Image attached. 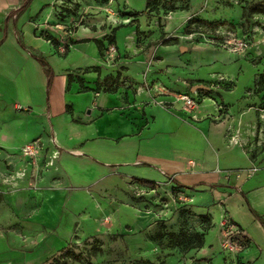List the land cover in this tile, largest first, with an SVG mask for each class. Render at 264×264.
Instances as JSON below:
<instances>
[{"label":"crops","instance_id":"obj_1","mask_svg":"<svg viewBox=\"0 0 264 264\" xmlns=\"http://www.w3.org/2000/svg\"><path fill=\"white\" fill-rule=\"evenodd\" d=\"M23 1L0 0V17L18 26L10 13ZM43 1L53 0H30L37 4L20 23L27 27L22 36L33 44L28 47L34 53L26 55L27 49L16 46L44 84V100L30 98L37 119H29L34 130L25 135L41 138L43 145L30 159L14 153L18 143L12 138L0 141L5 147L0 148V186L9 167L14 176L9 183L12 191L5 194L7 215H0V228L13 222L23 228H52L56 239L66 230L78 238L100 232L140 233L159 218L153 211H143L142 202L123 187L141 179L154 182L158 190L171 187L190 196L213 215L217 228L224 214L231 217L249 240L241 261L264 264V223L259 218L264 219V151L251 156L241 143L236 122L245 96L232 97L234 86L228 90L200 83L214 84L222 76L221 84L235 85V55L224 52L216 62L212 49L199 43H185L182 51L183 45L164 44L163 38L148 43L163 36L160 28L143 36L137 30L141 21H123L128 18L127 1L123 8L116 0L112 3L116 23L102 4L79 0L88 29H78L68 50L62 51L48 37L58 40L66 23L57 18V0L42 10ZM15 35H20L18 29ZM8 38L6 29L4 39ZM111 44L116 54L107 63L105 53ZM35 55L44 56L53 68L49 91ZM23 70L19 81L27 88ZM118 75L123 84L117 90L97 89V81ZM79 79L92 90L82 91ZM197 85L206 88L193 90ZM179 93L198 96V107L185 109ZM33 235L37 245L47 238L39 231Z\"/></svg>","mask_w":264,"mask_h":264},{"label":"rangeland","instance_id":"obj_2","mask_svg":"<svg viewBox=\"0 0 264 264\" xmlns=\"http://www.w3.org/2000/svg\"><path fill=\"white\" fill-rule=\"evenodd\" d=\"M54 1H43L42 10L50 8ZM116 1L123 8L127 1L130 7L127 6L126 11L154 10L160 13L158 27L163 35H169L165 41L183 46L192 42L210 47L212 56H218L216 62L221 60L224 52L232 54L230 57L235 55L234 61L238 67L236 75L232 77L235 85L221 84V80H216L214 84L209 80H200V83L228 90L234 86L230 91L232 97L245 96L246 104L237 111L236 122L241 143L251 156L263 152L264 0ZM36 4L30 2L20 13L18 26L12 19L5 22L0 17V40H5L0 47V141H16L18 145L14 153L30 159L24 154L25 144L36 141L41 149L43 143L39 137L25 138L27 133L32 134L34 130L29 119H37L34 113L36 107L29 102L30 98L42 102L45 88L33 65L25 63L24 53L16 47L23 49L15 31L18 29L25 46L33 45L22 36V30L27 27L23 29L20 23ZM140 21L143 25L141 28L147 29L145 18L142 17ZM6 29L8 39H4ZM161 39L154 37L148 43H157ZM161 42L164 43V39ZM26 49V55L34 53L29 47ZM20 70L26 76L27 88L20 85ZM260 88L263 90L260 91ZM216 98L220 100V97ZM5 136L12 138V141L5 139ZM0 148L5 147L0 144ZM10 168L9 172H3L4 182L0 186V215L3 216L7 215V208L3 204L5 194L13 189L12 184H9L14 177ZM137 183L130 180L123 187L133 199L142 202L143 211H153L158 215L159 218L148 229L130 236L119 232H100L82 238H78L77 233L71 236V231L66 230L68 233L56 239L52 228H23L22 223L13 222L10 226L0 228V264H56L54 258L62 257L60 252L64 248L73 252L74 256L61 264H235V258L239 262L243 249L236 246L234 253L231 251L227 254L221 230L217 228L213 215L203 209L202 205L180 190L164 186L161 190L155 187L150 191V186L144 188L141 183ZM38 231L47 237L40 245L32 243L33 233L36 235ZM199 233L204 235L203 247L187 250L190 241H197ZM173 243L180 244L172 246Z\"/></svg>","mask_w":264,"mask_h":264},{"label":"trees","instance_id":"obj_3","mask_svg":"<svg viewBox=\"0 0 264 264\" xmlns=\"http://www.w3.org/2000/svg\"><path fill=\"white\" fill-rule=\"evenodd\" d=\"M107 1L108 0H103V1L98 2V3L104 4ZM29 3H30V0H24L23 3L17 9H14L10 13L11 16H14L15 21L19 17L20 13L26 9V7L28 6ZM80 6H81V4H80L79 0H62V3L56 2L55 3V9H56V15H57L58 20L60 22H64V23H70V21L72 23L80 21L82 24H84L83 15H81L79 13ZM127 16H128V18H131L130 22H133V21L134 22L135 21L139 22L140 18L142 16H145L148 21L157 20L159 22L161 20L160 19L161 18V14L158 13L157 11H154V10H146V11H140V12L139 11H129V12H127ZM137 30H138V32L140 31L139 33H142L143 36L151 32V30L141 31V30H139V28H137ZM140 37H142V36H140ZM161 38L164 39V44H169L170 43L169 41H165V40H168V38H164V35ZM17 39H18V42L22 45V47L24 49H26L27 46H25L23 44L22 38H21L20 35L17 36ZM48 39L53 44H55L56 46L58 45V40L57 39H54L53 37H48ZM2 40H0V44H1ZM97 42L101 46V43L99 41H97ZM68 47L69 46H67L66 50H68ZM34 57L40 62V64L42 65V67L44 69V72H45V74L47 76V91H49L50 85H51L52 80H53V75H54L53 68L51 67V65L49 64V62L47 61V59L44 56L35 55ZM70 83H71V79H70L69 84H68V89L70 87ZM79 83H80L82 91L92 90L91 88L86 87L83 84V80L82 79H79ZM122 84L123 83L120 81V76L119 75L117 77H115V78L106 77L104 82L97 81V89H103L104 91H115ZM259 90L262 91L263 89L260 88ZM206 94H210V92L206 91ZM137 182H139L141 184H144V185H147V186H150L151 188L155 187V183L151 182V181L137 179ZM259 218L264 223V219L261 218L260 216H259ZM246 239H247V245H248L249 240H248L247 237H246ZM179 244L180 243H173L172 246H178ZM203 245H204V235L199 233V234H197V241L196 242L190 241V243H189V245L187 247V250H190V249H193V248H201V247H203ZM228 253H229V251H227V254ZM60 255L62 257H55L54 258V262L56 264H61L65 259L67 260L68 258H72L74 256L73 252H70V250L67 249V248H64L60 252ZM240 258H241V254H240ZM234 261H235V264H239V262L240 263L242 262L241 259L238 262L237 258H235ZM242 264H245V263L242 262Z\"/></svg>","mask_w":264,"mask_h":264},{"label":"built area","instance_id":"obj_4","mask_svg":"<svg viewBox=\"0 0 264 264\" xmlns=\"http://www.w3.org/2000/svg\"><path fill=\"white\" fill-rule=\"evenodd\" d=\"M113 1L114 0H108L106 3L100 5V8L108 14V17L111 19V21L116 23L118 22V17H117L118 13L112 7ZM56 2L62 3V0H57ZM142 17L145 18L148 28L147 29L140 28L141 30L148 31V30H152L151 28L159 26L157 20L148 21L145 16ZM123 21L130 22L131 18H127ZM80 28L88 29V26L82 24L80 21L73 23L72 22L66 23V25L64 26V34L61 35V37L58 39V45H57L58 49L65 51L67 49V46L71 44L73 35ZM115 54H116V46L114 44L109 45L105 53V61L107 63H111ZM219 78L220 80L223 79L222 76H220ZM177 99L183 101L185 109H189V110L196 109L200 103L199 97L191 95L190 93H179L177 95ZM154 101L157 104H160L166 108H170V105L163 100L154 99ZM193 116L196 117L195 115ZM39 150H40V145L36 141H30L26 143L23 148L24 154H26L31 158L35 157L38 154ZM256 169L257 167H253V170ZM218 227L224 236L223 247L225 250L229 252L233 251L234 253L235 251L234 247L239 246L240 249H243L245 246H247V239L244 232L242 231L241 227L231 219V217L224 214L218 222Z\"/></svg>","mask_w":264,"mask_h":264},{"label":"water","instance_id":"obj_5","mask_svg":"<svg viewBox=\"0 0 264 264\" xmlns=\"http://www.w3.org/2000/svg\"><path fill=\"white\" fill-rule=\"evenodd\" d=\"M181 49H182V50H185L186 47H185V46H181ZM202 88H206V86H204V85H197V86H195V87L193 88V90H198V89H202Z\"/></svg>","mask_w":264,"mask_h":264}]
</instances>
